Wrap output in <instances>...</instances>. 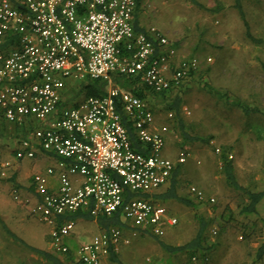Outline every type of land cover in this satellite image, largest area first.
<instances>
[{
    "label": "built area",
    "instance_id": "1",
    "mask_svg": "<svg viewBox=\"0 0 264 264\" xmlns=\"http://www.w3.org/2000/svg\"><path fill=\"white\" fill-rule=\"evenodd\" d=\"M136 2L0 0V127L27 132L12 151L13 161L56 160L31 176L34 201L28 211L49 227L52 248L63 256L71 253L80 264H102L121 230L102 231L73 252L65 240L75 221L57 223L67 213L89 210L94 218L119 213L133 231L154 237L177 224L151 195L167 187L188 155L179 152L172 160L163 154L168 127L157 125L146 102L114 79L168 92L183 84L197 61L171 66L174 50L165 36L154 28L135 31ZM87 79L106 82L105 95L63 106L67 84ZM117 108L142 152L131 147ZM11 165L0 158V180ZM189 193L204 199L197 187Z\"/></svg>",
    "mask_w": 264,
    "mask_h": 264
},
{
    "label": "rangeland",
    "instance_id": "2",
    "mask_svg": "<svg viewBox=\"0 0 264 264\" xmlns=\"http://www.w3.org/2000/svg\"><path fill=\"white\" fill-rule=\"evenodd\" d=\"M196 1L202 7L187 0H141L137 11L140 28L145 31L154 28L167 38L174 50L169 59L171 66L192 58L197 61L196 69L179 88L172 89L162 99L144 100L153 110L156 124L168 127L163 154L172 160L179 152L188 155L182 165L176 166L179 168L177 194L193 205L158 200L157 203L177 219L176 226L167 228L162 237L122 230L114 246L122 264H264V198L256 214L240 215L246 197L227 187L219 159L222 151L227 152L238 183L251 192L264 190V0H242L245 20L257 43L245 36L233 0ZM78 89L77 83L67 84L63 100L66 106L81 98L75 96ZM175 96L181 101L177 116L167 110ZM234 100L257 110L256 113L244 115L232 108L230 102ZM182 132L188 138L205 142L184 141ZM10 133L13 134L9 144L5 135L0 134V158L12 161L9 171L16 167L15 174L18 168L19 172L28 171L25 179L30 181L33 173L46 164L41 159L28 165L13 161L11 153L20 131L13 128ZM3 180H0V198L4 193L12 204L3 199L0 202V264H48L32 249L65 259L52 248L49 227L30 215L31 201L27 195L21 203L15 201ZM191 186L203 192L202 201L189 193ZM210 198L214 203L205 201ZM200 218L207 220L208 225L203 249L193 259L189 260L183 252L165 253L159 247V241L181 246L192 240ZM2 224L15 238L6 233ZM99 231L94 221H75L71 250L74 252ZM259 248H263L260 259L257 258ZM71 257L69 264H80L73 255ZM102 264L111 263L105 259Z\"/></svg>",
    "mask_w": 264,
    "mask_h": 264
},
{
    "label": "trees",
    "instance_id": "3",
    "mask_svg": "<svg viewBox=\"0 0 264 264\" xmlns=\"http://www.w3.org/2000/svg\"><path fill=\"white\" fill-rule=\"evenodd\" d=\"M187 1L189 3L197 6V7H202L196 0H187ZM233 3H234L233 4L234 9L237 11L240 19L243 22V25L245 28V36L251 42L257 43V40L251 35V33L249 31L248 24L245 20V15H244L243 8H242V0H233ZM140 4H141V0H137L135 12H134V29L136 32L146 34V31L144 29L140 28L138 25L137 11H138ZM263 69H264V65H263ZM192 73H193L192 71L189 72V75H192ZM114 81L120 88L129 90V92H131L134 96H136L142 100H146L149 97L162 99L165 97V95L168 92L172 91V90H170L168 92L154 93V92L150 91L148 88L141 86V85H138L137 80L127 79V78H123V77H117L114 79ZM106 85H107V83L104 81H101V80L87 79L84 82L78 84L79 89H78V91H76L75 96L80 95L81 96L80 99H82V98L87 99L90 97H92V98L102 97L105 95ZM71 99H73V97ZM73 103H72V105H73ZM180 103H181L180 97L175 96L174 100L170 104H168L169 106H168L167 110L173 111L174 115L177 116L179 113ZM62 105L63 106L66 105V102L63 101ZM230 106L232 108L239 109L240 111L243 112L244 115H250V114L256 113V111H257V110L251 109L248 106L244 105L239 100H234V101L230 102ZM117 109L121 115L122 123L124 124V126L126 128L131 147L137 152H142V145L140 144V142L136 138V135L134 133V130L132 128L131 123L121 113L120 108H117ZM21 130H23V129H21ZM23 131H22V133H23ZM182 136H183L184 141H202V142H205L204 140H201L199 138H188L184 132H182ZM219 159H220V171H221V174L223 176V179H224L227 187H229L235 191L243 193V195L246 197V201L241 206V208L239 210V214L240 215L256 214L257 206L260 203V201L264 198V190L259 191V192H251V191L247 190L246 188L242 187L238 183L236 176H235V173H234V167H233L232 161L229 158V155L227 154V152L222 151L221 154L219 155ZM178 176H179V168L177 167L172 172L168 186L160 189L158 192L151 195V198L156 202H158V200L161 202H165L167 200H174V201H177L179 203L185 204L187 206H192L193 204L190 200L185 199V198H181L177 194ZM130 196L132 197V194H128L127 198H130ZM143 197L147 198L148 195H144ZM194 199H196V198L194 197ZM205 201L210 203L209 199H206ZM64 220L65 221H77V220L94 221L95 224L97 225V227L101 231H108L111 228L119 229L121 231L124 229H128V230L133 231V229L120 218L119 213H115L111 216H100V217L94 218L93 216H91L89 210H84V211L78 210L76 212L67 213V214L63 215L62 217H59L57 219V223L60 224ZM207 225H208V221L204 220L203 218H200L199 228H198V231H197L195 237L192 240H190L189 242H187L181 246H169V245L163 243L162 241H159L158 245L165 253L173 254V253H182L183 252V253H186L188 255L189 260H191L196 256L198 251L203 249L202 243H203L204 234H205V230L207 228ZM3 229L6 231V233L10 237L15 238L14 235H12V233H10V231L8 230V228L5 225H3ZM137 232L144 234V235L152 236L150 233H148L146 231L138 230ZM49 240H50V238H49ZM32 251L35 254H37L38 256H40L41 258H43L48 264H69L68 261L72 260L71 253H69L68 255H65V259H60L57 256L50 254V253H47V252H44V251H40V250H36V249H32ZM262 254H263V248H259V250L257 252V258L260 259ZM106 259L111 264H122L120 262V260L118 259V256L116 255V253L114 252V249L112 247L109 248L108 255H107Z\"/></svg>",
    "mask_w": 264,
    "mask_h": 264
},
{
    "label": "crops",
    "instance_id": "4",
    "mask_svg": "<svg viewBox=\"0 0 264 264\" xmlns=\"http://www.w3.org/2000/svg\"><path fill=\"white\" fill-rule=\"evenodd\" d=\"M15 129V128H14ZM18 131H20V134H19V137H18V140L19 138H21V136H25L27 134L26 131H23L21 129H18L16 128ZM10 130H13V127L11 126H8V125H3L0 127V134H3L5 135L4 139H6V143L9 144L8 140L11 139V134L13 133H10ZM23 131V133H22ZM12 132V131H11ZM8 134V135H7ZM168 135V134H167ZM3 138V136H2ZM166 139H167V136H166ZM18 142V141H17ZM16 147V145L14 146V148ZM13 148V149H14ZM6 151V150H5ZM5 154H10V152H5ZM13 151V150H12ZM12 154V153H11ZM9 155H7L6 157H8ZM38 159H41L40 161L43 162V164L45 163L46 165L43 167V169L48 166V165H51V164H54L56 162V160L54 158H44L43 156H39ZM33 162V161H31ZM30 161H23L21 162L22 164H30L31 163ZM24 166V165H23ZM18 167V166H17ZM13 171H9L6 175V177L4 178V180L2 182H5V185H6V190L7 192H10V196L11 198H14V196H17V200L15 201H19V203H21L25 197V195H27L28 197V200L31 201V204L33 203L34 201V193H33V189H32V185H31V178H30V181H27L25 179V176H26V173H28V171H21L19 172V168L17 170V174H15V169L16 167H13ZM42 169V170H43ZM32 170V169H31ZM40 170V171H42ZM34 172V170H32ZM32 171H29V173H32ZM20 173V174H19ZM36 173V172H35ZM34 174V173H33ZM23 176L22 180L18 179L19 176ZM24 181V182H23ZM9 194V193H8ZM3 199V200H2ZM2 201H5V203H11L10 202V199H9V196L6 197V195L3 193V196L0 198V202ZM12 201V200H11ZM13 202V201H12ZM14 203V202H13ZM12 204V203H11ZM28 209V208H27ZM100 230V229H99ZM102 232L101 230L98 232L100 233ZM97 233V234H98ZM73 234L74 232L72 233V236L70 238H67L65 240V243L70 247L71 243L74 244V238H73ZM91 240V239H90Z\"/></svg>",
    "mask_w": 264,
    "mask_h": 264
}]
</instances>
